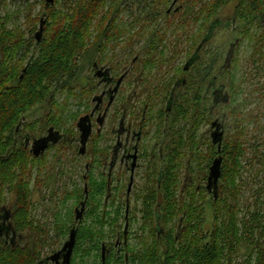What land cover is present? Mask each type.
Instances as JSON below:
<instances>
[{
  "label": "trees",
  "instance_id": "obj_1",
  "mask_svg": "<svg viewBox=\"0 0 264 264\" xmlns=\"http://www.w3.org/2000/svg\"><path fill=\"white\" fill-rule=\"evenodd\" d=\"M127 1L54 0L51 4L48 0H41V4H45L48 11V17L40 43H36L33 36L26 38L27 31H23L20 26H12V29L8 27L10 14L4 18L0 15V205L5 203L7 193L10 192L13 198L14 220L24 234V238L19 239V244L14 245L0 238V264H41L45 242L53 241L50 231L47 228L40 230L41 224L34 222L30 164L35 160L26 146L28 133L25 130L29 125H25L24 116L36 103L46 101L48 104L51 89L55 86L62 87L65 85L62 82L73 78L79 69L78 59L91 49L94 50L95 43H98L96 49L107 43L116 48L120 40L127 38L128 25L135 27L143 18L135 15L130 22H122V11L130 10L126 5ZM170 1L155 0V8L159 11L161 6L167 7ZM38 2L39 0L35 4ZM232 2L236 3L233 15L225 18L224 24L233 25L240 22L239 36L241 40L254 42L251 59L258 62L257 68L264 72V0H204L192 17H187V14L193 13L191 8L177 21L179 25L176 22L177 26L187 29L193 18L194 21L201 22V29L207 28V33L192 39L198 45L197 59L193 64L197 82L193 81L192 84V81L190 83L189 79L186 80L189 90L186 95H177L172 113V116L176 117L175 125L179 126L185 121L188 130L185 132V128L179 126V140L174 142V138L167 148L163 180L160 175L146 191L148 195L145 194L142 198L144 235L140 248H127L128 264H240L236 261V256L238 247L243 242L250 247V253L248 259L241 264H264V210L259 207L252 211V207L248 205L246 214L242 216L241 203L244 193L243 183L241 185L243 158L247 151L244 139L247 131L245 124L249 118L246 117L245 108L252 104V101L239 98L246 92L245 83L249 82L251 77H238L240 58L235 45H231L236 53L228 70L218 69V63L225 55L221 49L210 55H198L203 49L204 53L208 50V47L204 48L208 44L204 35L212 32L215 26L220 27L223 23V20L219 19L221 11ZM144 5L139 6L141 11ZM32 6H24L27 11L26 25L29 26L28 33L31 34L38 29L39 22V17H34ZM166 14H169L168 11ZM170 21V24L174 23ZM131 37L132 34L129 33L128 38ZM163 42V37H160L159 41L151 42L148 51L152 56L145 61V66L157 63L154 51H157L159 44ZM106 47L107 45L102 48ZM181 71L184 69L179 67L177 72ZM210 81H219L218 85H226L229 100L223 104L230 106L231 110L225 112V118H234L236 128L223 141L221 151L210 142L208 155L198 138V130L200 125L207 121L206 110L212 113V106L206 105L212 99L207 91ZM191 91L194 93L193 98ZM253 91L261 94L264 85L260 83L251 92ZM219 154H222L224 159L218 197L212 194V205L216 209L219 222L212 231L205 232L202 229L204 219L201 215L204 207L196 200V195L206 192L207 189L199 183L192 190L191 186H185L182 181V165L190 168V173L193 171V164L199 166L198 172H208L211 161ZM174 162L180 164L178 173L175 171ZM160 179L161 187L158 186ZM178 189L186 190V194H191L192 197H180V194L176 193ZM91 196L92 193L89 197ZM258 197L256 201L260 204ZM262 204L264 205V201ZM88 206L86 217H90L91 221L79 225L71 264H88L85 258L93 254V264H103V244L106 245V264H118V254L114 252V247L113 253L108 254V247L113 245H108L106 240L111 235L116 238L123 236L127 243L125 245H128L129 232L118 230L124 229V225L120 223L121 219L125 220V214L122 213L124 210H118L117 214H114L108 203L105 204L103 200L89 199ZM177 214L180 215L179 222H183V226L180 228L179 224V230L174 232L169 221ZM58 220L59 216L56 214L54 229L56 242L59 243L68 237L71 225L59 224ZM132 220L130 215L129 221ZM70 221L75 223L73 215ZM123 264H126V261Z\"/></svg>",
  "mask_w": 264,
  "mask_h": 264
},
{
  "label": "flooded vegetation",
  "instance_id": "obj_2",
  "mask_svg": "<svg viewBox=\"0 0 264 264\" xmlns=\"http://www.w3.org/2000/svg\"><path fill=\"white\" fill-rule=\"evenodd\" d=\"M176 2L177 0L173 1L168 8L169 13L181 10L180 6H175ZM36 34V43H40L43 35L41 40H38ZM209 35L210 33L204 35V38H208ZM192 42L190 49L195 46L194 41ZM106 45L107 48L104 51L108 53L109 48L113 46L111 43L102 46ZM195 50L196 47L191 55L193 57L183 67L184 72H189L194 78H196V70L191 63L196 59ZM109 60L108 56L104 59L98 57L93 61L92 69L94 77L97 79L95 85L99 89V91L94 89L91 91L92 93L95 91L91 98L93 104L90 103L84 111L80 112L78 110L77 113L70 114L73 121L71 124H67V120L64 118L69 111V103H58L50 98L46 113L39 117L41 118L40 121L33 123V134L28 135L26 138V146L35 160L32 173L34 189L42 191L43 188L53 187L54 184L61 181L60 187L57 183L56 189L52 190V188L50 190L49 197L58 195L63 202L74 201L75 208L72 215L75 223H71L70 233L74 227L78 230L79 224L77 222H80L85 216L89 208V199L103 200L105 204L108 203L109 209L114 214H117L118 210H124V212L122 211L125 214L123 230L128 233L132 195L137 200L142 201L145 194L148 195L146 191L160 175L163 180L164 174L162 172L165 171L167 148H169L174 138H176L174 140L176 142L180 137V128L175 125L176 117H173L172 113L174 112L177 95H183L182 90L186 87V79L182 81V78L178 77L183 71L179 73L176 71L178 75L171 76L169 81L148 84L144 80L143 74L145 69L151 68V66H137L139 62L138 55L135 56L133 61H129L130 63L124 60L126 62L120 68L111 65L112 61ZM136 73L137 75H135ZM132 85L135 87L144 85V87L142 86V90L138 92L134 89L135 91L132 93V91H127ZM167 89L169 90L167 91ZM207 91L212 98L211 111L216 113L217 108L220 104H223V101L217 103L215 101L219 97L223 98V95L227 93L226 85H218L217 81H210ZM84 95L85 92L80 94V96L85 97ZM135 100H137V103L140 101L142 105L139 107L133 105ZM52 102L58 103L59 106L51 108ZM62 105L65 106L61 108ZM225 115L223 113L221 122L218 117L211 122L209 132L210 142L217 147L218 151L222 150L225 136L220 148L218 143H214L213 134L218 124H221V129L225 130ZM215 122L217 123L214 125ZM37 132L41 135L38 136ZM210 142L207 145L201 143L207 153L210 151ZM49 151L54 152L52 155L53 162L58 165H49V167L45 165V168H48L40 171L38 165H36V160L41 159L42 161V158H46L45 156ZM84 157H86V160ZM220 158L224 159L222 154L216 155L208 167V172L204 170L201 175H195V177L191 175L190 168H187L183 181L185 186L192 187L198 181L199 184L205 185L208 193L215 195V187L208 186L209 175L214 161ZM61 165L66 166L61 167ZM173 165L178 168V170L175 168L176 172H180L179 162H174ZM141 169L144 170L142 173L143 184H141V189L137 191V176ZM161 179L158 181L159 187H161ZM90 193H92L91 198L89 197ZM179 194L182 198L187 195L186 190L180 191ZM124 198L125 209L123 205L119 204ZM82 202H86V206L82 218L77 220L76 212L77 209L82 207ZM34 220V222L38 221L35 217ZM38 222L41 224L39 226L40 230L47 228L46 224L43 225L41 221ZM0 238L12 245L19 244V239L24 238L21 227L17 226L14 220L13 209L5 205L0 206ZM48 243L45 242V247L48 246ZM120 244L121 241L118 240L114 246H109L107 249L108 254L113 253L114 247V252L121 255L125 247H121ZM51 255L43 257L41 264H56L55 261L49 258ZM125 261L126 264L129 263L128 253H126ZM59 264H63V258H61Z\"/></svg>",
  "mask_w": 264,
  "mask_h": 264
},
{
  "label": "rangeland",
  "instance_id": "obj_3",
  "mask_svg": "<svg viewBox=\"0 0 264 264\" xmlns=\"http://www.w3.org/2000/svg\"><path fill=\"white\" fill-rule=\"evenodd\" d=\"M38 0H0V15L4 18L7 17L8 14L10 16L8 17L9 24L7 25L12 29V26L14 27H21L23 31H27L26 38H29L33 36L35 38V33H37L40 29L41 21L47 20L48 17V11L44 5L41 4V0H39L38 4H35V2ZM155 0H128L126 2V5L129 6L130 10H123L121 17L122 22L128 21L130 22L133 20V16H142V21L137 23L135 27H131L128 25L129 33L132 34L131 38H127L124 40H120L119 43L116 44V48H109V52L104 51L101 46L100 48L96 49V45L98 43H95L93 46L94 50H90L89 52L85 53L84 55L80 56L78 59L79 61V69L78 72L75 73L73 78L67 79L62 87L55 86L53 89H51L49 97L56 100L58 103H69V111L67 114H65V120H67V124H71L73 121V118L70 114L77 113L78 110L84 111L89 104L91 103V98L94 94L92 93V89L99 91L98 86L95 85L97 83V79L94 77V71L92 69L93 61L96 60L98 57H102L103 59L109 56V61H112L111 65H116V68H120L121 65L126 62L124 60H127L128 62L132 61L133 58H135L136 55L139 56V62L137 66L143 67L145 66V61L147 62L152 55H150L148 48L153 42V40L159 41L160 37L164 38V42L159 44L158 50L154 51L155 58L157 59V63L151 68L145 69V73L143 76L145 77L144 80L149 83L157 84L169 81L171 76L178 75L176 71L179 67L183 68L185 64L189 63V60L193 57L191 56L195 50V55L197 59V43H194L195 46L193 49H190L191 44H193L192 39H194L199 34H205L207 33V28L201 29V22H196L194 19H191L190 25L188 28H183L179 25L177 21L181 20V17L184 15V12H186L188 9H193V13L191 12L189 15L187 14V17H192V14L198 11V9L201 7L200 4L203 3V1L200 0H177V4L175 6H180V11L177 12L178 17L175 15V12H168L169 14H166L167 9L172 5L174 0L170 1V4L167 7H160L159 11L155 8ZM142 3V4H141ZM26 4H32V11L34 13V17L38 16L39 22H38V29L34 33H28L29 26L26 25L27 18L26 14L27 11L24 6ZM53 4V2H51ZM145 4V5H144ZM236 3L232 2L229 6L224 8L221 11V14L219 16V19L223 20V23L220 25V27L213 28L212 32H210L209 37L206 41H208L207 46L208 50L204 53V49L200 51L198 54L199 57L203 54L210 55L212 52L217 51L218 49H221L225 55L224 58L221 59V61L218 63V69L228 70L231 68L232 65V58L235 55L236 50L238 51V57L240 58V71L238 72V77L242 78L244 75H247L250 78V81L245 83V89L246 92L242 95H240V100L242 98H248L251 99L252 104L247 106L245 108L246 117H249L246 121L245 126H247L246 135L244 137L246 141L247 151L245 152V156L243 158V174H242V181L241 185L243 183L244 187V193L242 195V216L246 214L247 212V206L250 205L252 208L251 210H255L257 208H262L264 210V205L262 202L264 201V193H262L261 189L264 187V91L261 94H258L256 91H252V89L262 83L264 85V72L261 71V69L257 68L258 62H254L251 59V56L254 51V42L248 41V40H241V37L239 36L238 29L240 22H237L233 25L224 24L225 18L231 17L233 15V9L234 5ZM144 5L142 8V11L139 9V6ZM173 8V7H172ZM144 9V10H143ZM146 12V13H145ZM147 13H151L150 15ZM177 18H176V17ZM180 18V19H178ZM173 20V21H170ZM170 22H174L173 24H170ZM202 21V20H201ZM177 22V24H176ZM15 24V25H13ZM181 27V28H180ZM238 27V28H237ZM241 27V26H240ZM236 28V29H235ZM183 30L187 32H183ZM200 37V36H199ZM108 44V43H107ZM199 44V43H198ZM231 45H235L234 48H231ZM91 48V47H89ZM190 49V50H189ZM212 50V51H211ZM211 51V52H210ZM31 55V54H30ZM196 59L191 63L192 65L196 62ZM129 62V63H130ZM129 65V64H127ZM264 68V67H263ZM142 69V68H141ZM182 72V71H181ZM137 75V73L135 74ZM179 78H182L183 81L186 79H189L190 83L192 81L197 82V78H194L190 73L188 72H182L179 76ZM227 77V76H226ZM177 78V77H176ZM145 83V81H143ZM219 83V81H218ZM144 87V85H142ZM142 86H133L128 88L127 91H134L137 92L142 90ZM135 89V90H134ZM188 87H185L182 90V94L186 95L188 92ZM85 92V97L80 96ZM194 97V93L191 91V98ZM210 97V96H209ZM182 98H184L182 96ZM138 100V99H137ZM137 100L133 102V105H137L138 107L142 105V103L139 101L137 103ZM143 100V98H142ZM55 101V102H56ZM55 104L52 102L51 108L59 106V104ZM87 103V104H86ZM93 104V103H91ZM235 104V101L233 102V105ZM207 107L212 105V101L210 100L207 102ZM47 102L42 101L39 103H36L30 111H28L24 116V122L25 125H29L28 128L25 130L28 135L33 134L32 127L33 123L35 121H40L41 116L46 113L47 111ZM88 110V109H87ZM231 110V107H227V105L220 104L219 107L216 110V113H209L208 110H206L207 113V121L203 122L198 130V138L200 139V142L208 144V142L211 141L210 138V129H211V122L214 121L217 117L220 119V122L223 117V113H228V111ZM215 111V110H214ZM55 112V111H54ZM79 112V113H80ZM78 113V114H79ZM69 114V115H68ZM210 114V115H209ZM61 117V115H59ZM225 130H224V140L227 138V136H230L235 131L236 124L235 119L232 117L226 118L225 120ZM180 127L183 126L185 128V132L188 130V127L186 126V122L182 121L179 125ZM182 129V128H181ZM181 133V130H180ZM37 135H41L37 132ZM198 139V140H199ZM208 141V142H207ZM203 147V146H202ZM101 148V147H100ZM205 150V149H204ZM54 152L49 151L46 158H42L40 160H36V165H38L40 171H44L46 168L49 167V165H58L56 162H53V155ZM209 155V153H208ZM49 156V159H48ZM86 157H84L85 159ZM209 158V156H208ZM86 160V159H85ZM34 163V162H33ZM31 163L30 166L32 167V173L34 171V164ZM41 165V166H40ZM45 165H48V167L45 168ZM66 166V165H65ZM62 166L61 167H65ZM41 167V169H40ZM183 171H182V181H184L186 176V165H182ZM193 171L191 172V175L195 177L198 175H201V172H198L199 166L198 165H192ZM60 168V167H59ZM180 168V165H179ZM178 170V168H176ZM175 169V171H177ZM58 170V168H57ZM143 169L139 171V174L137 176V183L138 186H136V190L139 191L141 189L143 184V178L142 173ZM56 172V171H54ZM198 184L199 182L196 181ZM59 184V187L61 185V181L57 182ZM54 184L53 187H45L42 189V191L38 189H34V183L31 178V188H32V196H33V203H34V217L36 220L41 221L44 224L47 225V229L50 231V235L52 237L51 241L47 247H45L43 257L49 256L51 254H54L55 252L62 249L63 245L65 244V241L67 238L63 239L61 242H56V229H54V223H55V215L57 214L59 216V220L57 223L59 224H66L71 225V216L72 212L75 208L74 201L69 200L68 202H63L58 195H53L52 197H49L50 190L56 189V185ZM196 184L193 185V187L190 188L192 190L195 189ZM202 184V183H200ZM203 185V184H202ZM205 186V185H204ZM264 189V188H263ZM177 195L180 193V190L178 189L176 191ZM9 192L7 193V200L5 203L1 204L2 206L10 207L12 208V194ZM135 195V194H134ZM191 196L190 195H186ZM185 196V197H186ZM259 196V197H258ZM192 197V196H191ZM258 197V200L260 202L257 203L256 199ZM132 201H131V211L130 215L133 217L132 222H130L129 226V239H128V245L122 237L116 238V236H110L107 238L106 243L108 245H115V243L120 240L122 245L121 247H125V251L123 250L121 255H117L118 257V264H123L125 261V255L127 253V248L130 250H134L136 248H140L141 246L140 241L143 238L144 230H143V221H142V212L141 209L143 207V202L139 199L137 200L136 197H133L132 195ZM196 200L200 203V205H203L204 211L201 214L202 218L204 219L202 229L205 232H210L212 229H214V226L219 222L218 221V214L216 212V209L212 205V194L208 193L207 191L204 193H200L196 195ZM120 205L125 204V198L123 201L119 202ZM0 205V206H1ZM263 205V206H262ZM112 207V206H111ZM125 209V206H124ZM37 221V222H38ZM91 221L90 217H83V219L80 222H77V224H85L89 223ZM180 221V215L177 214L174 215L172 220L169 221L170 226L174 229V232H177L180 228L183 226V222ZM120 223L122 225L125 224V220L121 219ZM76 224V225H77ZM106 229H109V226L106 227ZM119 231H122L123 228H118ZM55 238V239H54ZM55 242V243H54ZM125 243V244H124ZM117 250V249H116ZM250 253V247L243 242L238 247V252L236 256V261L238 263H243L248 259V254ZM118 254V253H117ZM122 257V258H121ZM95 255H91L85 258L86 262L88 264L94 263ZM99 261V260H98ZM55 264V263H53ZM96 264H99V262Z\"/></svg>",
  "mask_w": 264,
  "mask_h": 264
},
{
  "label": "water",
  "instance_id": "obj_4",
  "mask_svg": "<svg viewBox=\"0 0 264 264\" xmlns=\"http://www.w3.org/2000/svg\"><path fill=\"white\" fill-rule=\"evenodd\" d=\"M48 2H54V0H48ZM44 23H45V21L43 20L42 24L40 26V29L36 34V37L38 40H41V37L44 33ZM219 91H223V90H219ZM220 98H222V97H219L218 99H216L215 103H217L221 100L223 102H227L229 100V95H228V93H226L223 95L222 99H220ZM216 123L217 122H215L214 125ZM221 128H222L221 124H218L217 129L215 130V132L213 134L214 143H218L220 148H221L222 140L224 137V130H222ZM222 160L223 159L220 158V159H216L214 161L213 165L211 166V171H210V175H209V185L208 186L209 187H212V186L215 187V192H214L215 197H218L219 179L222 175V171H221ZM85 206H86V202H82V207L80 209H77V212H76V214H77L76 219L77 220L82 218ZM77 234H78V230L76 229V227H74L70 233L69 239L65 242L62 249H60L59 251L52 254L49 258L52 261H55L56 264L60 263L61 258H63V264H71V259H72L74 249L76 246ZM102 260H103V264H106V245L105 244H103V247H102Z\"/></svg>",
  "mask_w": 264,
  "mask_h": 264
}]
</instances>
